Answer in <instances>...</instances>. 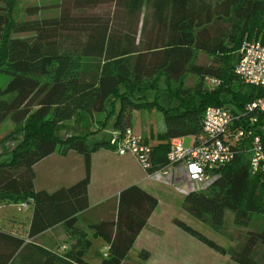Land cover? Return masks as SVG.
<instances>
[{
	"label": "trees",
	"instance_id": "obj_1",
	"mask_svg": "<svg viewBox=\"0 0 264 264\" xmlns=\"http://www.w3.org/2000/svg\"><path fill=\"white\" fill-rule=\"evenodd\" d=\"M18 0H0V125L14 129L8 160H0V206L31 199L26 237L0 230V264H91L84 255L100 236L107 252L99 264L129 263V251L156 208L158 199L137 185L122 189L115 218L88 221L90 159L107 139L89 142L86 134H57L60 124L78 112L103 113V127H131L135 110L161 112L164 130L156 133L154 165L165 163L168 141L201 129L209 105H232L233 113L263 94L234 73L244 39L264 41V0H57V14L35 19L14 16ZM42 6H30L36 14ZM25 34V35H24ZM198 52L211 57L198 62ZM196 76L190 86L187 75ZM216 78L213 87L205 78ZM176 99L160 105L143 93L159 81ZM234 123L238 124L239 121ZM264 145V113L253 127ZM1 142V141H0ZM76 151L84 158L85 175L53 191L34 188V164L57 152ZM1 154V153H0ZM249 142L234 158L212 172L202 191L183 195L182 207L235 245L225 249L184 221L174 224L236 264H264V223L244 229L253 214H264V173L250 168ZM229 210L230 223L224 220ZM62 225L65 243L44 244L38 237ZM65 248L61 250V246ZM138 257L146 259L142 249Z\"/></svg>",
	"mask_w": 264,
	"mask_h": 264
},
{
	"label": "rangeland",
	"instance_id": "obj_2",
	"mask_svg": "<svg viewBox=\"0 0 264 264\" xmlns=\"http://www.w3.org/2000/svg\"><path fill=\"white\" fill-rule=\"evenodd\" d=\"M56 3L57 0H18L14 16L19 19H35L53 16L57 14V8L55 7ZM30 6H42V8L36 14L31 15L24 11L26 7ZM210 60V56L198 52V62L205 63ZM9 78L8 75L0 73V85L4 86ZM195 80L196 76L189 74L185 77L183 84L185 86H191ZM205 85L208 88L210 87L206 82ZM166 88L167 85L163 82L162 78L157 87L146 89L143 95H145L150 101H157L160 105H173L176 103V99L171 96V92ZM225 107L232 108V105L226 103ZM141 112L144 121L148 124H152L154 129H158L159 127L162 128L164 126L161 112L156 106L151 110L145 109ZM141 112L135 114L136 117L134 120ZM95 117L98 119L103 118L100 113L95 114ZM77 121H79V123H77ZM87 121L89 120L84 117L79 118V116L66 120L64 121V124L59 126L57 134L60 137H64L68 134H77V129H81V125L84 123V127L80 132L81 134L87 135L89 142H93L95 140H100L101 138L107 139L114 127L112 121H108L105 127H97L98 123L94 122L92 124L96 131H93V129L87 127ZM14 127L15 125L9 119H6L0 125V160H8L10 158L11 154L9 153V150L11 149L12 144L16 142L18 138L20 139L19 134H15L13 137L8 138V135ZM262 131L264 132V127H262ZM149 140L151 139L149 138ZM190 142V138H184L185 146H188ZM109 149L113 148L111 147ZM153 178L161 179L160 177ZM159 185L160 186L156 191L158 194L157 198L159 200V205L156 214L152 218V222L156 225V228H154L152 232L158 234V236L157 238H153L152 241L144 240L142 238L141 240L136 241L128 254V257H130L128 262H136L140 264H236L229 258L228 254H221L215 251L207 244L186 233L174 224L173 219L178 218L225 249H229L235 245L234 241L228 240L220 233L214 231L207 223L193 218L183 209V192L180 189L172 186L167 180H162L159 182ZM3 205L4 207L0 211V228L4 230H12L14 232L16 231L19 234L24 235L27 230L31 207L29 206L28 209L19 210L17 207L18 203L5 202ZM232 217V213L227 210L225 212L224 220H226L227 223H230ZM10 219L15 220L16 222L12 223ZM263 223L264 214H253L249 225L243 228L256 229L260 228ZM88 237L91 239L92 245L86 251L84 258L91 264H99L100 260L103 257H106L103 253L104 251L107 252V243L100 236L90 234ZM142 249L148 251V257L146 259L138 257V252Z\"/></svg>",
	"mask_w": 264,
	"mask_h": 264
},
{
	"label": "built area",
	"instance_id": "obj_3",
	"mask_svg": "<svg viewBox=\"0 0 264 264\" xmlns=\"http://www.w3.org/2000/svg\"><path fill=\"white\" fill-rule=\"evenodd\" d=\"M238 52L234 73L245 83L263 89L262 95L246 102L238 113L225 106H207L201 116L200 131L170 138L165 163L161 165H154L153 146L132 127L113 129L109 134L110 146L120 155L134 156L148 178L168 179L184 193L204 190L212 172L229 163L244 141L249 142L251 170L264 173V145L258 127H253L257 115L264 113V41L244 39ZM205 82L211 87L219 83L213 77H206ZM186 137L191 141L188 146L184 145ZM30 205L31 199L19 202L17 207L23 210ZM64 248L62 245L61 250Z\"/></svg>",
	"mask_w": 264,
	"mask_h": 264
},
{
	"label": "crops",
	"instance_id": "obj_4",
	"mask_svg": "<svg viewBox=\"0 0 264 264\" xmlns=\"http://www.w3.org/2000/svg\"><path fill=\"white\" fill-rule=\"evenodd\" d=\"M141 111L142 110H135L133 112L131 127L135 132L141 134L148 144L155 146L159 142L155 139V135L156 133L163 131L164 126L162 128L159 127L158 129H154L152 124H148L144 121ZM137 112L141 113H139L138 117L134 120ZM77 116H79V118L84 117L89 120L87 121V127H90L93 131H96L94 125L92 124L94 122L98 123L97 127H103L102 122H100V119L96 118L95 115L92 117L86 113L78 112L72 118ZM77 123H79V121H77ZM62 124H64V122H62L60 126ZM83 127L84 123H82L81 129H83ZM81 129H77V134H81ZM149 138L151 140H149ZM33 167L35 172L34 188L37 190L45 189L47 191H53L59 187H66L80 180L85 175L84 158L81 154L73 150L69 151L65 155L53 152L36 162ZM162 180L169 181L164 178H148L134 156L130 154L120 155L114 149L100 148L96 152L92 153L90 159V179L88 184L89 206L86 209L84 216L88 221L115 218L117 211V198L122 189L130 185H137L157 198L158 194L156 191L160 186L159 182ZM171 185L174 186L172 183ZM184 194L185 193L183 192V195ZM158 205L159 200L156 208L148 218L146 225L141 229L136 237L134 244L136 241L141 240V238L149 241H152L153 238H157L158 234L152 232V230L156 228V225L152 222V218L156 214ZM3 207L4 205L0 206V211ZM10 221L12 223L16 222L13 219H10ZM0 230L4 229L0 228ZM27 230L24 235L12 230L4 231L21 237H26ZM38 238L46 245H50L52 242L59 245L65 243L64 241L67 236L62 225L58 224L46 230Z\"/></svg>",
	"mask_w": 264,
	"mask_h": 264
}]
</instances>
